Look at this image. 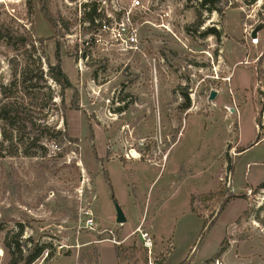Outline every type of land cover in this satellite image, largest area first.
<instances>
[{
	"label": "rangeland",
	"instance_id": "rangeland-1",
	"mask_svg": "<svg viewBox=\"0 0 264 264\" xmlns=\"http://www.w3.org/2000/svg\"><path fill=\"white\" fill-rule=\"evenodd\" d=\"M50 1L63 36L40 0H0V24L35 28L26 46L0 43V107L17 66L12 101L40 92L30 109L40 131L76 141L45 138L30 156V130L17 124L18 154L0 148V264L20 226L23 259L48 247L32 264H119L116 242L141 249L129 264H148L140 226L153 233L156 264H264V189L255 192L264 184V27L251 41L264 0H219L221 13L202 0ZM88 3L101 15L93 30ZM57 53L65 92L50 75ZM25 71L44 75L35 92ZM221 191L192 211V196ZM88 217L97 231L85 228Z\"/></svg>",
	"mask_w": 264,
	"mask_h": 264
},
{
	"label": "trees",
	"instance_id": "trees-1",
	"mask_svg": "<svg viewBox=\"0 0 264 264\" xmlns=\"http://www.w3.org/2000/svg\"><path fill=\"white\" fill-rule=\"evenodd\" d=\"M256 0H251L252 2H255ZM41 3V13L46 19V21L55 29L56 35L58 36H63L62 30L59 28V19H57L52 11L51 7V1L50 0H40ZM219 0H202L200 3V6L203 9H206L208 12H213L217 11L221 13V9L218 7ZM85 7V14H84V21L89 24L90 30H93L94 27H96V23L98 22V19L101 18V15L98 13V4L97 3H88L84 5ZM197 26H201V21L197 22ZM35 28L34 26L31 27L29 30H24L23 32H20L18 29H15L14 27L6 26L3 24H0V43L2 41H5L8 44H13V45H23L26 46L29 42H33L34 40V33ZM216 31L213 30L211 33H215ZM216 34V33H215ZM52 39V38H51ZM40 43H43L45 40L44 39H39L38 40ZM37 41V42H38ZM32 55V54H31ZM12 64L16 62V60L10 61ZM61 59L59 56V53L56 55V63L50 67V75L54 79L56 83H58L62 89V91H66L68 89L72 88L71 82L67 75L63 72L61 68ZM12 72H13V81L9 86H1V94L4 96L5 99L9 100L8 103L2 105L0 107V119L4 122L5 126L2 131V139L0 142V148L2 150L5 149V144L8 143V148H11L12 156H15L18 154V148L15 145V142L18 143L17 140V134L19 136L20 129L15 127L17 124H20L21 128L24 130H30L31 136L29 137L27 144H26V150L25 154L30 155V156H36L35 154H30L28 151L33 149V148H39V143L43 139H48V140H55L59 144L64 143L65 141L68 142H73L76 140H73L72 138H68L62 131H56L53 129H50L48 127H44L40 131V126L35 122L34 115L30 111L32 107H38L39 101L42 98V95L40 92L36 93H30L31 95L34 94L33 97L29 98V102H16L12 101L11 96H12V89L17 87V77L19 75L18 73V68L12 67ZM22 78L23 82H34L31 85V92H35V90L38 88L39 84L43 82L44 75L41 72L40 74L33 75L32 72H23ZM184 98L186 99V104L183 106L184 110H187L190 107V99L188 94L183 95ZM125 111V107L123 109H118L119 113H123ZM176 133H179V129L176 131ZM92 138H94V133H92ZM21 139L19 142L21 143ZM23 142V141H22ZM16 150H13V149ZM94 150V156L98 157L97 152L95 148ZM244 151V150H243ZM241 151V153L243 152ZM63 156V155H62ZM231 167V165H230ZM107 183L109 185V188L111 191H113V187L111 184V180L109 178V174H105ZM264 189V184H261L257 190ZM224 196L223 191L221 192H215V193H208V194H203L199 197L192 196V211L195 212L196 208L195 206V201H205V200H210L213 198H217L220 196ZM227 200L225 201V203ZM21 231L15 235V237L10 240L8 238V242L6 243V248L9 251L11 255V260L9 264H21L22 262H25L24 264H32L35 262L37 259H39L44 251L48 249L47 245L42 246L41 248H37L33 253L31 252L26 258L23 259L22 257V252H21V243H20V237L22 233V226H20ZM4 230V224L0 223V233ZM10 240V242H9ZM116 248V254H117V259L119 264H129L132 263L133 261H136V252L140 251L141 249H138L133 246V247H126L124 245H118L115 247ZM224 249L221 247V252H223ZM96 257H99V254L95 251ZM143 260L147 261L146 257H144V254H142ZM25 260V261H24ZM163 264V263H161ZM184 264V263H183Z\"/></svg>",
	"mask_w": 264,
	"mask_h": 264
},
{
	"label": "built area",
	"instance_id": "built-area-1",
	"mask_svg": "<svg viewBox=\"0 0 264 264\" xmlns=\"http://www.w3.org/2000/svg\"><path fill=\"white\" fill-rule=\"evenodd\" d=\"M137 4H139V2H137ZM133 40H134V38H132V42H134ZM251 41H252L253 45H257L259 43L258 39L251 38ZM87 214L90 215V212ZM85 228L90 230V231H97L99 229V225L97 224V222L95 221L94 218L88 217L87 219H85ZM136 233L139 234L143 249L148 254V264H156L155 255H154L156 243H155L153 235H151L147 231H144L141 226L137 229ZM113 242L115 243V241H113ZM115 244L119 245V243H117V242Z\"/></svg>",
	"mask_w": 264,
	"mask_h": 264
},
{
	"label": "water",
	"instance_id": "water-1",
	"mask_svg": "<svg viewBox=\"0 0 264 264\" xmlns=\"http://www.w3.org/2000/svg\"><path fill=\"white\" fill-rule=\"evenodd\" d=\"M264 27V25H259L255 31H253L252 33V38H256L258 36L259 31ZM217 92L212 91V93L210 94L209 97V102L214 101L217 97ZM117 222L122 225L126 222V218L122 212V210L120 209L119 206H117Z\"/></svg>",
	"mask_w": 264,
	"mask_h": 264
},
{
	"label": "crops",
	"instance_id": "crops-1",
	"mask_svg": "<svg viewBox=\"0 0 264 264\" xmlns=\"http://www.w3.org/2000/svg\"><path fill=\"white\" fill-rule=\"evenodd\" d=\"M175 144H176V142H175ZM175 144H174V145H175ZM174 145H173V146H174ZM173 146H172V147H173ZM171 149H172V148H171ZM171 149H170V150H171ZM169 153H170V151L168 152V154H169ZM167 158H168V155H167L166 159H167ZM168 160H169V159H167V161H168ZM165 162H166V161H161L160 164H158V165H160V166L163 167L164 164H165ZM166 163H168V162H166ZM149 232H151V231H149ZM151 233H152V232H151ZM152 234H153V233H152Z\"/></svg>",
	"mask_w": 264,
	"mask_h": 264
},
{
	"label": "bare ground",
	"instance_id": "bare-ground-1",
	"mask_svg": "<svg viewBox=\"0 0 264 264\" xmlns=\"http://www.w3.org/2000/svg\"><path fill=\"white\" fill-rule=\"evenodd\" d=\"M138 154L137 153H133V156H132V158H134V159H138Z\"/></svg>",
	"mask_w": 264,
	"mask_h": 264
}]
</instances>
